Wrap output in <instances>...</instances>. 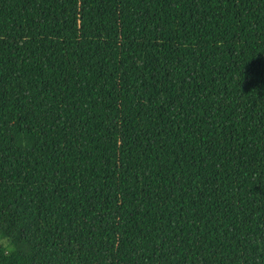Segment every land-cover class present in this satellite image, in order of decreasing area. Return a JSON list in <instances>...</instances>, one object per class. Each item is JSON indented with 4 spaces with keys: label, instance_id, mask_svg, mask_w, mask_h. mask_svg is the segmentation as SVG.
<instances>
[{
    "label": "trees",
    "instance_id": "16d2710c",
    "mask_svg": "<svg viewBox=\"0 0 264 264\" xmlns=\"http://www.w3.org/2000/svg\"><path fill=\"white\" fill-rule=\"evenodd\" d=\"M0 264H264V0H0Z\"/></svg>",
    "mask_w": 264,
    "mask_h": 264
},
{
    "label": "clouds",
    "instance_id": "9594fccd",
    "mask_svg": "<svg viewBox=\"0 0 264 264\" xmlns=\"http://www.w3.org/2000/svg\"><path fill=\"white\" fill-rule=\"evenodd\" d=\"M0 247H2L4 251H11L14 244L11 238L5 236L3 233H0Z\"/></svg>",
    "mask_w": 264,
    "mask_h": 264
}]
</instances>
